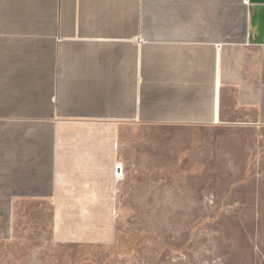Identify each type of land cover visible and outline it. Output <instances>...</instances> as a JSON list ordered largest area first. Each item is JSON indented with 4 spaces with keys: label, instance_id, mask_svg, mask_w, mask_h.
<instances>
[{
    "label": "crops",
    "instance_id": "crops-1",
    "mask_svg": "<svg viewBox=\"0 0 264 264\" xmlns=\"http://www.w3.org/2000/svg\"><path fill=\"white\" fill-rule=\"evenodd\" d=\"M261 176L264 0H0V224L107 247L117 209L256 207Z\"/></svg>",
    "mask_w": 264,
    "mask_h": 264
},
{
    "label": "rangeland",
    "instance_id": "rangeland-1",
    "mask_svg": "<svg viewBox=\"0 0 264 264\" xmlns=\"http://www.w3.org/2000/svg\"><path fill=\"white\" fill-rule=\"evenodd\" d=\"M253 181L256 207L117 209L107 247L58 246L15 210L0 224V264H264V176Z\"/></svg>",
    "mask_w": 264,
    "mask_h": 264
},
{
    "label": "built area",
    "instance_id": "built-area-1",
    "mask_svg": "<svg viewBox=\"0 0 264 264\" xmlns=\"http://www.w3.org/2000/svg\"><path fill=\"white\" fill-rule=\"evenodd\" d=\"M119 167H120V165H117V166H116V170H118V169H119Z\"/></svg>",
    "mask_w": 264,
    "mask_h": 264
}]
</instances>
